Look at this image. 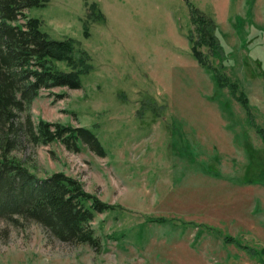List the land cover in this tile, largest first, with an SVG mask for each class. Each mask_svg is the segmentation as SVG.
I'll use <instances>...</instances> for the list:
<instances>
[{"label":"rangeland","instance_id":"rangeland-1","mask_svg":"<svg viewBox=\"0 0 264 264\" xmlns=\"http://www.w3.org/2000/svg\"><path fill=\"white\" fill-rule=\"evenodd\" d=\"M28 14L89 64L80 88L41 89L32 120L82 126L103 154L53 141L15 155L113 208L91 221L97 249L1 217L0 264H264V0H48Z\"/></svg>","mask_w":264,"mask_h":264},{"label":"trees","instance_id":"trees-1","mask_svg":"<svg viewBox=\"0 0 264 264\" xmlns=\"http://www.w3.org/2000/svg\"><path fill=\"white\" fill-rule=\"evenodd\" d=\"M47 2L0 0V218L30 220L40 225L50 237L97 249L101 242L91 221L95 213L113 206L86 192L78 180L62 172L38 177L15 155L23 143L35 146L53 141L72 151L80 150V144L84 143L93 152L103 154L96 136L82 126L32 120L30 105L41 89H78L80 72L89 69L86 52L80 50L76 55L77 48L72 39H51L41 30L40 20L29 16L30 7ZM89 8L93 16L102 18L103 14L99 10L96 12L94 2ZM210 32V29L206 30V35L212 37ZM190 39L197 62L212 72L215 82L225 84L226 77L203 63L200 45L205 40ZM58 62H63L67 69ZM230 86L235 97L245 102V96L236 95V83ZM257 130L264 141V132ZM261 254L264 260V247Z\"/></svg>","mask_w":264,"mask_h":264}]
</instances>
